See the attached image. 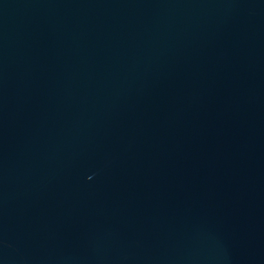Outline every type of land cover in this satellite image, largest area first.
Returning a JSON list of instances; mask_svg holds the SVG:
<instances>
[{
    "label": "water",
    "instance_id": "95a60500",
    "mask_svg": "<svg viewBox=\"0 0 264 264\" xmlns=\"http://www.w3.org/2000/svg\"><path fill=\"white\" fill-rule=\"evenodd\" d=\"M0 264H264V0H0Z\"/></svg>",
    "mask_w": 264,
    "mask_h": 264
}]
</instances>
